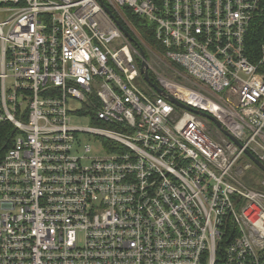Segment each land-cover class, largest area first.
Returning <instances> with one entry per match:
<instances>
[{
  "label": "built area",
  "instance_id": "built-area-1",
  "mask_svg": "<svg viewBox=\"0 0 264 264\" xmlns=\"http://www.w3.org/2000/svg\"><path fill=\"white\" fill-rule=\"evenodd\" d=\"M262 8L0 0V264H264V189L243 179L246 150L264 162V42L246 47ZM127 10L183 78L153 83L241 145L144 79ZM90 110L103 127L73 125ZM79 132L107 153L76 154Z\"/></svg>",
  "mask_w": 264,
  "mask_h": 264
},
{
  "label": "rangeland",
  "instance_id": "rangeland-1",
  "mask_svg": "<svg viewBox=\"0 0 264 264\" xmlns=\"http://www.w3.org/2000/svg\"><path fill=\"white\" fill-rule=\"evenodd\" d=\"M137 35L143 41L142 43L147 49V55L149 57L148 61L150 64V68L153 69L154 74L156 75L158 73L164 74V75L172 76L176 79L183 80V78H181L180 76L177 77V75L173 73L170 68L167 67L168 63L166 61H163L164 59H162L161 57L162 52H160L161 49L158 44L152 46L143 39V37L140 35L139 32H137ZM178 70L181 71L180 69ZM73 101L75 102V104H72L70 107L79 108V102L77 100H73ZM72 123L73 125L82 128H87L90 126L103 127L102 124L99 123L97 124L92 122V118L87 114L84 115L73 114ZM103 142H104V138H102L101 136L91 135L87 132H79L76 136L74 152L78 155H87V156L105 154L107 153V150L105 149ZM87 146L91 147V152H89V154L85 153V148ZM83 164L84 165L89 164V160L84 159ZM259 170L260 169L253 163V167L251 168V170L245 173L243 176L245 182L256 190L264 189L263 184L260 182V180L264 178V172L263 171L260 172Z\"/></svg>",
  "mask_w": 264,
  "mask_h": 264
},
{
  "label": "trees",
  "instance_id": "trees-1",
  "mask_svg": "<svg viewBox=\"0 0 264 264\" xmlns=\"http://www.w3.org/2000/svg\"><path fill=\"white\" fill-rule=\"evenodd\" d=\"M126 12H127V16L129 17L130 21L132 22L134 27L137 29L136 31L140 33L143 39L152 46L155 44L159 45V42H157L156 38L154 37V32L152 28H150L146 24V21L142 17L132 13V11L130 10H127ZM134 40L137 42V43L135 42L136 47L139 49H143L149 60V57L147 55V49L142 43L143 41L137 37ZM263 42H264V8H262L261 11L257 14V16L251 21V24H250V27H249V30L246 36V47L249 51L257 52L259 48L261 47V45L263 44ZM138 62H139V65L141 66L142 59L138 58ZM149 75H150L151 81L156 82V78L151 70L149 71ZM88 112L90 113L92 122L97 123V124L98 123L103 124V122H101L100 120L96 118V113L94 111L90 110ZM259 171L262 172L261 170ZM228 238L229 237H226L224 241L225 242L228 241ZM220 256L223 257V254L222 252L220 253V250H218L216 264H222Z\"/></svg>",
  "mask_w": 264,
  "mask_h": 264
},
{
  "label": "water",
  "instance_id": "water-1",
  "mask_svg": "<svg viewBox=\"0 0 264 264\" xmlns=\"http://www.w3.org/2000/svg\"><path fill=\"white\" fill-rule=\"evenodd\" d=\"M117 24L122 28V30L124 31V33L134 42H136L133 37L131 36V34L123 28V26L121 25V23L119 21H117ZM137 43V42H136ZM141 52V56H142V62H141V74L144 76V79L161 95L166 96L170 101H172L173 103H175L178 106H182L185 108H188L190 110H193L196 113H200L201 115H203L204 117H207L209 119H211L213 122H215L217 124V126L223 130V132L229 136L233 141H235L238 145H241V143L239 142V140L233 136L228 130H226L222 124L215 119L212 115H210L207 112L192 108L191 106L184 104L183 102L179 101L178 99L174 98L173 96H171L169 93H167L163 88L159 87L157 84L153 83L150 79V75H149V61L147 59L146 53L143 49H140ZM246 154L248 155V157L252 160V162L261 170L264 172V162L262 160H260L257 156H255L250 150H246Z\"/></svg>",
  "mask_w": 264,
  "mask_h": 264
}]
</instances>
